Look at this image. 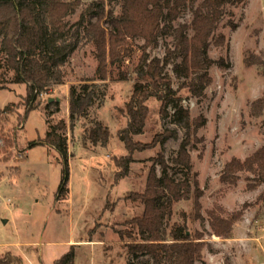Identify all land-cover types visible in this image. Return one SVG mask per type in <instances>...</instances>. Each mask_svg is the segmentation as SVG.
<instances>
[{"label": "rangeland", "instance_id": "rangeland-1", "mask_svg": "<svg viewBox=\"0 0 264 264\" xmlns=\"http://www.w3.org/2000/svg\"><path fill=\"white\" fill-rule=\"evenodd\" d=\"M92 1L80 0L81 8L68 21L76 23ZM201 1L196 0L193 7ZM229 11L221 28L227 45L214 44L209 50L216 63L205 95L196 97L187 90L178 94L191 117L203 116L207 123L197 133L202 140H192L188 146L197 183L189 199L173 203V222L186 224L190 234L198 233L205 241L204 260L196 264H264V203L259 201L264 183H257L248 172L240 173L236 183L222 181L227 163L233 158L245 160L264 146V0H247ZM192 18L189 7L172 22L165 19L158 45L148 49L151 58L164 62L168 49H175L176 29ZM144 43L140 38L133 41L135 52L124 66L130 78L118 81L111 76L98 81L99 97L74 120L71 85L97 75L99 63L92 43L83 42L73 53L63 67L64 83L42 93L27 119V86L12 83L13 72L7 75L0 88V257L10 255L19 264H55L77 245L75 264H139L129 258L117 232L129 228L127 221L143 213L144 204L131 198V193L145 190L155 163L152 159L159 152L164 153L172 176H188L174 161L185 129L170 116L164 117L161 102L152 98L144 133L134 138L154 145L135 151L129 174L117 178L121 169L116 162L129 153L119 134L128 125L127 104ZM181 61L173 57L165 66L175 90L186 80L174 70ZM61 121L65 128L59 131L68 140L67 158L45 143L50 126ZM97 121L110 132L105 146L102 140L96 145L87 136ZM173 129H178L177 138L155 142L156 135ZM67 168L70 193L68 199L59 200ZM157 172L162 174L160 165ZM198 187L200 207L195 205ZM213 214L237 218L228 236L214 233Z\"/></svg>", "mask_w": 264, "mask_h": 264}, {"label": "trees", "instance_id": "trees-1", "mask_svg": "<svg viewBox=\"0 0 264 264\" xmlns=\"http://www.w3.org/2000/svg\"><path fill=\"white\" fill-rule=\"evenodd\" d=\"M195 1L94 0L84 6L80 19L71 24L68 18L81 8L80 0H0V88H4L10 72L14 74L12 83L27 86L25 119L35 109L34 103L42 93L64 83L63 67L83 42L95 46L99 65L95 78L70 87L72 120L86 114L99 97L98 81H106L111 76L118 81L130 78L124 66L135 52L133 41L137 38L145 41L134 70L136 78L127 104L128 125L119 134L129 153L116 162L121 169L117 178L129 174L135 151L154 145L134 138L144 133L152 98L161 102L164 117L170 116L173 123L185 129L186 137L174 161L187 171L188 176H172L164 153L159 152L152 159L155 163L145 190L131 193V198L144 204L143 213L127 221L129 228H119L117 232L121 243L128 249L129 258H136L139 264H196L204 260L205 241L198 233L190 234L186 224L173 222L172 205L175 201L189 199L193 184L197 183L188 146L192 140H202L197 133L206 125L207 119L203 116L192 118L178 94L187 90L196 97L205 95L212 81L210 69L216 63L209 56V50L214 44L227 45L226 35L221 32L224 20L231 7L247 0H202L194 8ZM189 7L193 9V18L176 29L175 49H168L164 62L159 57L151 58L148 49L158 45L163 21L172 22ZM229 25L237 27L232 21ZM173 57L182 58L174 70L180 78L186 79L179 90L173 88L171 78L165 73V66ZM170 107L173 113L169 112ZM64 128L63 121L50 126L45 143L67 158L68 140L59 131ZM178 135V129L166 130L156 135L155 142L163 143ZM87 136L96 145L102 140L105 146L110 132L97 121L87 130ZM157 165L162 168L161 175H158ZM242 172L252 174L257 183H264V146L245 160L233 158L225 167L222 181L236 183ZM68 182L67 168L57 194L59 200L68 199ZM194 190L195 205L200 207L202 191L199 187ZM259 201L264 203V192ZM211 218L214 233L218 236H228L237 221L235 216L223 218L213 214ZM76 246L72 245L55 264H75ZM0 264L19 263L15 257L7 255L0 257Z\"/></svg>", "mask_w": 264, "mask_h": 264}]
</instances>
